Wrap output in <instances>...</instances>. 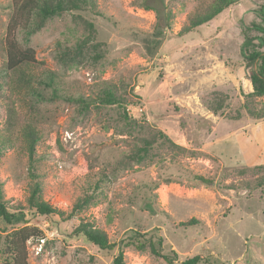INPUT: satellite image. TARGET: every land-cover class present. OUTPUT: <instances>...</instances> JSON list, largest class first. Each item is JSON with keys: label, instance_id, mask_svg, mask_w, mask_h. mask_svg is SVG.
Listing matches in <instances>:
<instances>
[{"label": "rangeland", "instance_id": "rangeland-1", "mask_svg": "<svg viewBox=\"0 0 264 264\" xmlns=\"http://www.w3.org/2000/svg\"><path fill=\"white\" fill-rule=\"evenodd\" d=\"M165 2L173 25L153 57L142 39L165 25L159 0H94L49 19L29 40L17 32L36 53L30 72H53L73 100L37 102L0 78V133L15 137L0 156V191L10 211L25 213L23 223L0 220V264H11L6 238L25 226L42 232L28 242V264H114L119 249L128 264H169L149 249L126 248L132 230L160 235L163 254L178 255L173 264L198 255L200 264H264V97L241 91L245 33L264 28V0H242L184 35L188 15L209 0ZM12 17V0H0V70ZM105 82L119 88L124 106L102 105ZM28 124L41 135L33 166L18 138ZM102 177L104 194L67 218ZM32 199L67 219L39 214ZM83 225L117 248L100 250L77 232Z\"/></svg>", "mask_w": 264, "mask_h": 264}, {"label": "trees", "instance_id": "trees-1", "mask_svg": "<svg viewBox=\"0 0 264 264\" xmlns=\"http://www.w3.org/2000/svg\"><path fill=\"white\" fill-rule=\"evenodd\" d=\"M164 7V27L156 26L154 32L146 37H143L142 43L149 56H154L160 49L166 31L171 30L173 25L174 14L165 0H159ZM242 0H209L208 3H201L194 13L188 15L187 20L183 24L179 35L191 33L199 27L210 23L226 9L235 5ZM147 4V2H146ZM144 4L146 8L148 5ZM94 5V0H12L13 17L7 29V62L4 69L0 70V78L3 79L1 86H5L8 90L19 95L36 98V101L53 102L57 99L71 101V97L64 95L61 90L55 85L54 73L50 72L45 78H37L33 75L29 67L37 63L36 53L31 48H24L17 39V32L22 31L27 40L38 33L45 25L46 21L51 18L61 16L64 13L83 11L91 8ZM259 29V30H258ZM264 28L255 26V29H247L245 33V41L243 44V65L245 76L241 91L247 98H263L264 97ZM253 31H256L262 36H254ZM252 33V34H251ZM258 43H257V42ZM61 47V46H60ZM81 50V46L78 47ZM50 89V94H46L45 89ZM102 105H118L124 106L126 100L119 94V88L113 83L105 82L102 88V96L99 98ZM214 112L215 109H212ZM126 115V111L124 112ZM127 118V116H126ZM13 132L7 129L0 133V156L5 151H8L15 146ZM22 141V146L28 155L31 166L34 165L36 156V145L41 139L39 130L31 125H26L18 137ZM143 154L139 155L140 159H144L146 148L140 149ZM201 182H207L203 177H195ZM105 181L102 177L97 181H90L88 191L92 194H87L84 198H80L75 204L71 214L67 218H72L77 212L89 207L91 204L98 201L97 194H104L103 190ZM38 189L34 190V201L37 196ZM30 201L31 207H34L41 215L52 216L57 215L64 218L65 214L59 212L55 208L44 202L33 203ZM16 208V207H15ZM64 218V219H67ZM0 220L14 225L25 221V213L19 209L14 212L10 211L7 202L0 191ZM197 223L192 219L185 226H192ZM78 233H82L86 239L97 246L102 251L113 252L117 248L116 243H111L104 231L83 225ZM42 236V232L34 227L25 226L12 232L5 240L4 252L11 260V264H28V242ZM145 234L132 230L125 242L126 248L134 247L138 251L150 250L151 253L169 264H173L178 259L177 253L173 257L163 254V238L156 235L157 238H145ZM202 256L198 255L188 259L181 264H200ZM114 264H128L125 260L123 249H119L113 261Z\"/></svg>", "mask_w": 264, "mask_h": 264}, {"label": "built area", "instance_id": "built-area-1", "mask_svg": "<svg viewBox=\"0 0 264 264\" xmlns=\"http://www.w3.org/2000/svg\"><path fill=\"white\" fill-rule=\"evenodd\" d=\"M140 112H142V110L140 109Z\"/></svg>", "mask_w": 264, "mask_h": 264}]
</instances>
